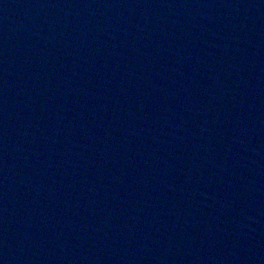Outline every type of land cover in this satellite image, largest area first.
Here are the masks:
<instances>
[{
    "label": "water",
    "instance_id": "1",
    "mask_svg": "<svg viewBox=\"0 0 264 264\" xmlns=\"http://www.w3.org/2000/svg\"><path fill=\"white\" fill-rule=\"evenodd\" d=\"M264 208V0H0V264H240Z\"/></svg>",
    "mask_w": 264,
    "mask_h": 264
}]
</instances>
